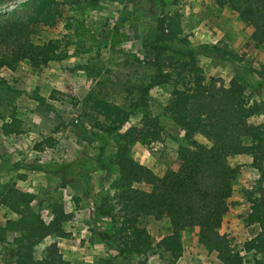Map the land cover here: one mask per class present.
<instances>
[{
    "label": "rangeland",
    "instance_id": "rangeland-1",
    "mask_svg": "<svg viewBox=\"0 0 264 264\" xmlns=\"http://www.w3.org/2000/svg\"><path fill=\"white\" fill-rule=\"evenodd\" d=\"M21 1L0 0V11ZM59 1L61 12L56 20L49 26H37L32 35L36 44L57 41L59 60L40 70L26 61L13 70L0 68V191L11 185L30 194L32 208L45 222L56 203L71 214L65 224L67 237L48 236L36 246L35 257L41 259L46 247L55 243L70 264H220L216 253L198 242L197 228L181 233L184 252L173 263L154 251L146 258H115L113 245L100 237L111 231L110 221L97 215L96 207L101 197L115 192L117 167L112 159L116 139L94 125L87 98L95 95L124 103L126 88L142 81L145 73L143 40L155 32L157 18L170 24L169 19L178 14L175 28L179 33L169 46H217L215 54L197 56L205 79L219 80L218 85L227 88L237 77L249 102L262 101L264 79L256 72L264 66V47L258 49L252 43V27L215 0H100L96 5L88 0ZM166 32L170 33L168 28ZM170 93V85L154 86L148 97L162 127L161 141L136 142L131 147L132 157L159 176L176 161L178 147L185 144L183 130L162 111ZM131 122L138 124L139 118L133 116ZM249 122L264 124V113L250 117ZM6 123L13 126L9 133L2 131ZM198 139L205 142L201 136ZM76 161L81 163L79 173L65 167ZM229 163L239 174L232 182L231 206L220 232L238 251L258 231L245 222L250 211L246 195L256 189L261 175L249 155H235ZM137 187L149 189L145 184ZM16 218L0 205L1 224ZM140 224L154 243L167 234L169 226L167 218L143 217ZM10 247V243H0V264H15L8 255ZM253 255L243 253V264H253Z\"/></svg>",
    "mask_w": 264,
    "mask_h": 264
},
{
    "label": "trees",
    "instance_id": "trees-1",
    "mask_svg": "<svg viewBox=\"0 0 264 264\" xmlns=\"http://www.w3.org/2000/svg\"><path fill=\"white\" fill-rule=\"evenodd\" d=\"M99 1L88 0L92 5ZM215 2L234 10L252 27L250 37L254 46L264 47V0ZM60 12L59 0H23L12 9L0 11V68L13 70L26 61L33 69L40 70L59 60L57 41L36 44L32 35L37 26H49ZM178 17L175 14L170 18V24L163 17L157 18L155 32L143 40L146 74L142 81L126 88L124 103L95 95L87 98L88 108L95 117L94 125L104 135L116 139L112 159L117 167L115 192L101 197L96 207L97 215L110 221L111 231L100 233V237L113 245L115 258L119 260L146 258L154 251L173 263L184 252L181 233L197 228L198 242L206 251L215 252L220 264H243V253L251 252L255 254L253 264H264V124L249 122L250 117L264 113V100L249 102L243 82L237 77L230 80L227 88L218 85L219 80L205 79L197 56L215 54L217 46L193 47L186 43L185 49L171 48L169 42L179 33L175 28ZM256 76L264 79V66ZM162 85L171 86L163 114L183 130L185 144L178 147L176 161L159 176L132 157L131 147L136 142L161 141L162 127L150 109L148 97L154 86ZM133 116L139 118L138 124L131 122ZM12 129L10 123L2 126L3 133ZM240 154L251 157L261 177L256 189L246 195L250 211L245 222L257 226L258 231L237 251L220 227L231 206L232 182L239 174V169L229 160ZM80 165L76 161L65 167L79 173ZM139 184L149 189L137 187ZM31 203L30 194L11 185L3 186L0 205L17 218L0 223V243L11 244L8 255L15 264H70L58 253L55 243L46 247L41 259L35 257V248L50 235L67 237L65 224L71 220V214L56 203L51 218L45 222ZM143 217L156 221L167 218V234L154 243L140 224Z\"/></svg>",
    "mask_w": 264,
    "mask_h": 264
}]
</instances>
